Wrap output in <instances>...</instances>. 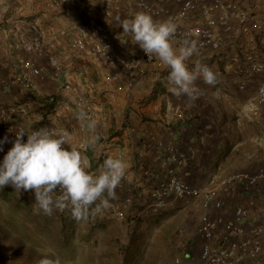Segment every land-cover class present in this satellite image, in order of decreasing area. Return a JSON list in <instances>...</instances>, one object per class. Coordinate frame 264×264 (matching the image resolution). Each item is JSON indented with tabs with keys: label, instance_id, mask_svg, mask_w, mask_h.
I'll return each mask as SVG.
<instances>
[{
	"label": "crops",
	"instance_id": "0c3cea01",
	"mask_svg": "<svg viewBox=\"0 0 264 264\" xmlns=\"http://www.w3.org/2000/svg\"><path fill=\"white\" fill-rule=\"evenodd\" d=\"M137 1L89 0L88 6L98 17L106 6L120 7L119 11L112 12L111 34L118 46L127 48L139 58L142 49L130 34L123 33L119 22L133 18L139 12ZM259 2L240 0L237 9L264 22V9ZM160 5L177 10L168 1ZM86 16L87 10L83 8H49L48 0H0V112L27 130L51 126L70 133L72 143L87 157V171L90 173H97L109 156L126 162V178L122 179L121 188L116 189V198L110 200V204L121 203L124 197L130 196V206L127 207L130 224L129 221H120L109 208L101 214L89 216L92 228L95 225L101 227L108 221L113 226L129 227L130 237L147 230L152 231L150 238L157 232H163L164 238L175 234L176 256L189 255L187 248L198 246L196 229L205 210L199 201L189 204L176 201L157 215L147 213L145 207L149 193L155 181L162 177L155 146H148L149 139L154 136L162 141H173L187 153L188 162L180 176L192 186L201 187L211 178L264 169V104L256 100L257 86L264 80V75L247 79L242 72L247 67L248 54H253L256 59L264 55V43L256 38L224 36L223 47L216 54L195 55L186 61L190 69L197 61L209 65L218 78L215 86L197 80L195 86L199 91L194 101L170 91L167 67L159 73L156 84H150L136 74L133 90L115 92L116 99L111 101L104 70L90 57L71 47L72 39ZM196 20V17L190 18L188 23H196ZM32 23L44 30L40 54L28 53L18 44V34L27 32ZM49 55L60 60L64 69L62 75L53 77L50 74ZM26 59H32L48 73L41 77L26 74L22 68ZM139 68L150 70L144 61L140 62ZM242 82H246V86L240 90ZM66 83L70 84V91L63 89ZM77 96H89L100 110V119L80 120L79 110L74 105ZM176 110L178 114H175ZM130 128L136 131L131 133ZM102 134L106 137L103 138ZM92 137H98V140L89 144ZM146 170H150L151 175L145 177L143 172ZM9 192L27 202L29 212L41 222L73 219L68 210H55L51 216L45 215L35 205L32 190L18 193L7 185L0 188V201L8 199ZM219 198L225 203L223 215H228L237 205H244L251 220L264 223L262 190L246 191L232 187ZM1 208L4 209L2 205ZM220 237L219 231L218 240ZM262 259L264 264V254Z\"/></svg>",
	"mask_w": 264,
	"mask_h": 264
},
{
	"label": "built area",
	"instance_id": "2783aa9c",
	"mask_svg": "<svg viewBox=\"0 0 264 264\" xmlns=\"http://www.w3.org/2000/svg\"><path fill=\"white\" fill-rule=\"evenodd\" d=\"M163 1H168L170 5L174 4L177 10L162 7L160 4ZM239 1L138 0L137 7L139 12L150 14L154 21H172L177 25V32L171 39L174 48H178L183 39L191 33V38L198 42L199 55L197 56L201 57L206 53L219 52L223 47L224 36L232 39L256 38L264 43V22L254 19L249 12L238 10ZM88 2L89 0H48V7L87 10V16L78 27L71 47L90 57L104 70L109 99L111 101L116 99L115 92L133 90L136 74L146 78L150 84H156L160 78L159 73L166 69L159 58L155 55H146L143 50L137 58L127 48L118 46L111 34L112 12L119 11L120 7L106 6L101 17H98L94 10L89 8ZM259 5L264 9V0H260ZM193 17L197 18L196 23H188V20ZM43 37L44 30L38 24L32 23L27 32L22 31L18 34L17 40L19 46L26 52L40 54ZM47 61L53 77L64 73L63 66L55 55H49ZM142 61L147 63L150 70L139 68ZM245 61L247 67L242 72L247 79L264 75V55L256 59L253 54H248ZM22 68L30 76L41 77L48 73L44 67L32 59L24 60ZM245 86L246 82H242L239 89L243 90ZM63 89L70 91L72 88L66 83ZM256 100L259 104H264V80L257 86ZM74 105L77 110L83 108L87 118L100 119V110L96 109L95 102L89 96H77ZM167 105L171 107L169 102ZM11 112H15V109H11ZM175 114H178L177 110ZM21 129L26 132L32 131L20 124L12 123L6 113L0 112V141H4L0 143V149H2L0 163L13 146L16 132ZM129 131L134 133L136 130L130 128ZM102 137L105 138L106 135L102 134ZM23 139L26 142L27 135ZM149 141L148 146L152 144L155 146L156 159L160 163L162 177L155 181L149 193L145 207L147 213L157 215L176 201L186 204L199 201L205 210L196 229L198 246L187 248L189 251L187 254H190L176 256L173 264H263L264 223L251 220L249 210L244 205H237L228 215H223L225 203L219 195L232 187L264 192V169L255 172H238L225 178H211L205 185L196 187L180 176V171L188 162L186 152L181 151L173 141H162L154 136ZM143 175L147 177L151 175V171L146 170ZM118 188H121V185ZM128 193L131 194L132 191L130 192L129 189ZM130 201L131 197L126 196L121 203L111 204L113 212L122 222L129 221L127 207L130 206ZM219 231L221 237L218 240Z\"/></svg>",
	"mask_w": 264,
	"mask_h": 264
},
{
	"label": "clouds",
	"instance_id": "9594fccd",
	"mask_svg": "<svg viewBox=\"0 0 264 264\" xmlns=\"http://www.w3.org/2000/svg\"><path fill=\"white\" fill-rule=\"evenodd\" d=\"M119 22L123 33L130 34L146 55H155L167 67L166 79L176 96L194 101L198 98L197 80L209 86L217 84V74L209 65L197 61L191 69L188 67L186 61L199 55L198 42L191 33L178 48L173 47L171 39L177 32L174 22L154 21L145 12ZM77 115L82 121L87 119L83 108ZM97 140L92 137L89 144ZM88 165L87 157L72 143L67 131L47 126L30 132L21 129L0 163V188L11 185L18 193L34 191L35 205L45 215L68 210L76 221L86 220L112 207L110 200L116 198V189L127 170L126 162L113 156L106 158L95 174L87 171ZM37 264L59 261L45 256Z\"/></svg>",
	"mask_w": 264,
	"mask_h": 264
},
{
	"label": "rangeland",
	"instance_id": "374dc122",
	"mask_svg": "<svg viewBox=\"0 0 264 264\" xmlns=\"http://www.w3.org/2000/svg\"><path fill=\"white\" fill-rule=\"evenodd\" d=\"M7 194L0 201V264H37L45 256L59 264H172L177 254L175 234L150 238L147 230L130 237L129 227L107 221L92 228L88 219L41 222L27 202Z\"/></svg>",
	"mask_w": 264,
	"mask_h": 264
}]
</instances>
